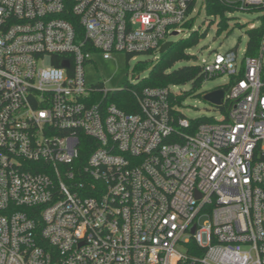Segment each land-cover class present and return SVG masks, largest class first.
Returning a JSON list of instances; mask_svg holds the SVG:
<instances>
[{"label": "built area", "instance_id": "built-area-1", "mask_svg": "<svg viewBox=\"0 0 264 264\" xmlns=\"http://www.w3.org/2000/svg\"><path fill=\"white\" fill-rule=\"evenodd\" d=\"M195 4L0 0V264H264V33L196 64L228 78L221 120L86 85L95 54L157 59Z\"/></svg>", "mask_w": 264, "mask_h": 264}, {"label": "rangeland", "instance_id": "rangeland-1", "mask_svg": "<svg viewBox=\"0 0 264 264\" xmlns=\"http://www.w3.org/2000/svg\"><path fill=\"white\" fill-rule=\"evenodd\" d=\"M203 0H196L194 12L191 14L194 23L191 28L181 31L178 35H172L168 38V43H176L181 39H187L191 31H196L201 35L199 43L186 50L190 56L188 63L179 62L174 67L182 65L197 64L202 60L212 59L215 53H225L230 50H236L238 58H242L246 50L247 30L250 25L259 26L261 23L262 11L232 10L225 11V23L222 32L217 35V24L221 21L219 17L207 15L203 9ZM159 52L157 56H159ZM153 60L152 55L138 54L133 59L127 61L124 53L114 54L111 59L104 60L98 54L85 66L86 85H100L107 90H121L124 84H136L138 80L147 76V72L140 73L138 77L133 76V67L139 61ZM227 76H218L206 79L201 87L192 92L185 99L181 107V114L188 120H221V112L208 101L203 100L207 92L223 87L227 82ZM192 85L173 87L174 92H189ZM181 250V249H180Z\"/></svg>", "mask_w": 264, "mask_h": 264}, {"label": "trees", "instance_id": "trees-1", "mask_svg": "<svg viewBox=\"0 0 264 264\" xmlns=\"http://www.w3.org/2000/svg\"><path fill=\"white\" fill-rule=\"evenodd\" d=\"M238 1V0H228ZM203 9L205 13L210 16L219 17L221 21L217 24V35L222 32L223 26L226 25L224 12L237 10V4L227 3L226 0H203ZM254 11V10H253ZM194 23V18L188 20L183 26L185 29H190ZM264 19L253 30H247L246 55L255 56L261 37L264 33ZM196 31H191L187 39H181L176 43H172L171 47L164 53H160L157 59L148 61H139L133 67V76L138 77L140 73L147 72V76L138 80L136 84L126 83L119 92L110 94L107 100L116 105L118 109L126 113L137 112V102L133 94H138L145 89H169V101L172 108V115L182 117L179 109L183 102L189 97L192 92L198 90L203 81H205V74L201 67L195 64L182 65L181 67H174L179 62L188 63L190 56L185 52L191 47L196 46L200 39ZM149 55V54H148ZM136 55H126L127 61L133 59ZM58 66V63H53ZM192 85L189 92H174L173 87H181L188 84ZM222 88V87H221ZM219 88V89H221ZM202 121V120H197Z\"/></svg>", "mask_w": 264, "mask_h": 264}, {"label": "water", "instance_id": "water-1", "mask_svg": "<svg viewBox=\"0 0 264 264\" xmlns=\"http://www.w3.org/2000/svg\"><path fill=\"white\" fill-rule=\"evenodd\" d=\"M173 35H178L177 32H173ZM172 45L171 43H164L160 48H159V52L160 53H164L166 52ZM63 67H67L68 64L66 62L63 63L62 65ZM223 95H224V91H222L221 89H215L211 92H207L204 96H203V100L208 101L209 103H211L213 106L215 107H221L223 104ZM193 233V231H192Z\"/></svg>", "mask_w": 264, "mask_h": 264}]
</instances>
